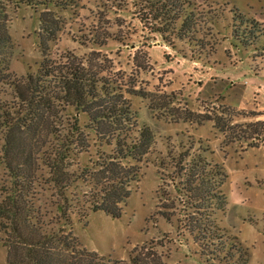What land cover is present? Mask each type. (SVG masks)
<instances>
[{
	"label": "rangeland",
	"instance_id": "obj_1",
	"mask_svg": "<svg viewBox=\"0 0 264 264\" xmlns=\"http://www.w3.org/2000/svg\"><path fill=\"white\" fill-rule=\"evenodd\" d=\"M186 1L180 37L162 38L140 21L134 0H0V78L73 57L121 84L138 125L154 135L120 217L71 214L65 228L83 248L130 264H264V0ZM2 87L1 98L17 102ZM74 113L66 107L59 121ZM255 121L263 122L256 132L248 126ZM88 135L80 167L110 149ZM197 154L213 165L204 185L223 177V206L181 190L180 167ZM88 189L78 181L71 192L81 198ZM197 219L211 230L206 238H195ZM0 264H8L1 241Z\"/></svg>",
	"mask_w": 264,
	"mask_h": 264
},
{
	"label": "trees",
	"instance_id": "obj_2",
	"mask_svg": "<svg viewBox=\"0 0 264 264\" xmlns=\"http://www.w3.org/2000/svg\"><path fill=\"white\" fill-rule=\"evenodd\" d=\"M134 1L138 18L150 24L151 32L162 38L169 33L180 37L188 1ZM41 20L46 19L41 16ZM10 77L3 74L0 78V162L7 174L6 182L0 183V241L6 248L7 263L130 264L83 248L65 227L71 224L73 212L87 216L86 210L102 211L112 218L121 216L130 186L139 179V163L154 144L153 133L138 125L121 84L73 57L63 63L44 59L35 73ZM3 83L17 100L12 105L1 98ZM66 107L75 113L61 123L59 113ZM79 113L87 116L84 126L79 123ZM262 123L255 121L248 126L256 132ZM86 129L93 133L97 148L110 149L99 151L95 162L80 167L78 158L91 145ZM197 155L195 163L180 167L181 190L188 196L197 192V201L214 198L223 206L224 194L219 189L223 177L211 186L204 185L213 165ZM78 181L89 186L85 192L79 190L81 198L78 192H71ZM201 183L203 191L196 187ZM48 192L49 197L42 199L41 195ZM194 224L195 238L211 233L204 221L197 219ZM132 260V264H144Z\"/></svg>",
	"mask_w": 264,
	"mask_h": 264
}]
</instances>
